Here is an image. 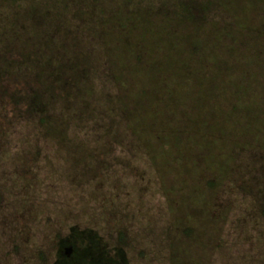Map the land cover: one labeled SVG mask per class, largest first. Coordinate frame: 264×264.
Here are the masks:
<instances>
[{"label":"rangeland","instance_id":"obj_1","mask_svg":"<svg viewBox=\"0 0 264 264\" xmlns=\"http://www.w3.org/2000/svg\"><path fill=\"white\" fill-rule=\"evenodd\" d=\"M0 264H264V0H0Z\"/></svg>","mask_w":264,"mask_h":264},{"label":"trees","instance_id":"obj_2","mask_svg":"<svg viewBox=\"0 0 264 264\" xmlns=\"http://www.w3.org/2000/svg\"><path fill=\"white\" fill-rule=\"evenodd\" d=\"M186 7H187L188 9H191V5H190V4H187Z\"/></svg>","mask_w":264,"mask_h":264}]
</instances>
